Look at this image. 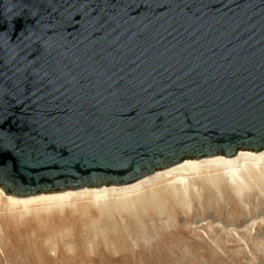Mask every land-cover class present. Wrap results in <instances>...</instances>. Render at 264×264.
Listing matches in <instances>:
<instances>
[{
	"label": "water",
	"instance_id": "obj_1",
	"mask_svg": "<svg viewBox=\"0 0 264 264\" xmlns=\"http://www.w3.org/2000/svg\"><path fill=\"white\" fill-rule=\"evenodd\" d=\"M262 149L264 0H0L6 195Z\"/></svg>",
	"mask_w": 264,
	"mask_h": 264
},
{
	"label": "rangeland",
	"instance_id": "obj_2",
	"mask_svg": "<svg viewBox=\"0 0 264 264\" xmlns=\"http://www.w3.org/2000/svg\"><path fill=\"white\" fill-rule=\"evenodd\" d=\"M263 172V181L236 188L204 172L196 193L177 200L160 192L153 203L145 196L146 204L82 200L23 209L1 200L0 264H264Z\"/></svg>",
	"mask_w": 264,
	"mask_h": 264
},
{
	"label": "bare ground",
	"instance_id": "obj_3",
	"mask_svg": "<svg viewBox=\"0 0 264 264\" xmlns=\"http://www.w3.org/2000/svg\"><path fill=\"white\" fill-rule=\"evenodd\" d=\"M263 170H264V149L257 151V152H254L251 150H237L231 156H225L223 154H215V155L203 156L200 158L183 159L176 164H173L171 166H168V167H165L162 169H157V170L151 172L150 174H147V175H145L141 178H138V179H136L130 183H126V184H122V185L110 184V185H100L97 187H86V186H84V187H81L79 189H65L62 191L38 193L35 195L22 196V197H17V196L11 195V194L6 195L4 193V191L2 190V188H0V201L2 200L5 203H7L8 207L9 206L10 207H20L23 209H27V208H29L28 206L33 205V204L34 205L35 204L47 205L49 207V206H53V205L56 206V205L65 204L67 202L69 203V201H74V202L80 201L81 202L82 200H88L96 206L97 205H103V207H104V205H107L110 203L111 204L112 203H120L123 201H125L126 203L131 205V204H134L135 202L141 203L143 198L147 195H150V198H152V197L154 198L160 192H164L167 195H173V196L176 195L175 196L176 198L179 195H182V196L186 195L187 192H190L191 189L194 190V191L192 190L194 193L195 192L194 183L196 180L197 181L200 180V177L204 172L208 173V179L209 180L212 179V177L215 178V176L217 175L220 178L219 180L226 182L228 184V186L231 185V186L236 188V186L246 185L248 183L249 184L251 183L253 186V183H252V181H254L253 178H261V180H262V176L260 177L258 174H261ZM263 174H264V172H263ZM255 182H257V181H255ZM205 184L207 185V183H205ZM263 185L261 184V186H263ZM197 186H199V185H197ZM209 186H210V184H209ZM231 186H230V188H231ZM205 187L207 188V186H205ZM219 189H220V187H219ZM247 189H250L249 186ZM255 189H256V187H255ZM201 191H203V189H201ZM231 191L233 192V190H231ZM199 192H197V193H199ZM239 192H240V190H239ZM150 198H146V200L150 199ZM153 198L151 199L152 203L155 202V201H152ZM185 198H187V197H185ZM165 199H167V198H165ZM154 200H156V199H154ZM177 200H179V199L177 198ZM183 200H184V198H183ZM143 202L144 201H142V203ZM186 202H188V200H186ZM144 203L146 204V202H144ZM152 203H149V205ZM149 205H148V207H149ZM153 206H154V204H153ZM183 206H184V204H183ZM120 207L121 206H119V208ZM162 207H161V209H162ZM99 208L101 209L102 207L100 206ZM153 209H154V207H153ZM165 210L168 211L167 209H165ZM111 211H112V208H111ZM117 211L118 210H116V212ZM132 211H134V208ZM100 213L102 214V212H100ZM142 213L143 212L141 211V214ZM148 213H146V214L148 215ZM104 214H106V213H104ZM124 214H126V213H124ZM18 215H19V213H18ZM130 215L132 216V213H130L128 215V217H130ZM133 215L137 216L138 214L136 215L133 212ZM142 215H144V214H142ZM166 215H168V214H166ZM134 216H133V218H134ZM178 216H179V214H178ZM108 217H110V216H108ZM108 217H107V219H108ZM120 217H122V216L120 215ZM161 217H162V215H161ZM103 218H104V216H103ZM137 219L139 221V217ZM124 221H125V218H124ZM131 223H134V222H131Z\"/></svg>",
	"mask_w": 264,
	"mask_h": 264
}]
</instances>
